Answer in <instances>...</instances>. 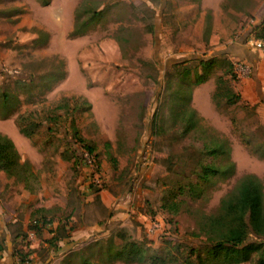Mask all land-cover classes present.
<instances>
[{
    "label": "rangeland",
    "instance_id": "1",
    "mask_svg": "<svg viewBox=\"0 0 264 264\" xmlns=\"http://www.w3.org/2000/svg\"><path fill=\"white\" fill-rule=\"evenodd\" d=\"M78 1L0 0V85L20 98L11 114L0 116V131L13 139L21 161L30 163L21 177L0 170V264H17L14 252L28 248L31 264L44 263L55 245L54 239L46 240L56 233L47 227L28 237L30 214L44 207L52 216H70L69 205L75 207L73 222L97 223L82 249L94 264L104 261L107 238L117 230L140 241L147 253L167 242L204 252L203 236L192 234L196 213L215 211L220 196L246 172L264 182V154L255 150L264 143V118L259 98L251 100L260 90L256 82L245 86L252 65L235 53H264L249 43L256 37L253 26L264 16V0H108L116 2L112 17L71 35ZM218 54L232 67L217 63L203 81L194 82L198 59ZM242 60L249 72L237 71ZM175 62L181 64L173 66ZM184 67L190 68L188 104L200 117L188 133H182L170 107ZM41 74L47 78L40 79ZM29 76L33 81L28 87L16 81ZM231 92L239 97L229 102ZM61 96L71 103L72 97L79 104L87 100L91 106L61 111L49 130L45 115ZM30 109L36 110L38 122L32 136L25 137L15 117ZM72 125L95 143L99 168L92 154L91 162L84 158L85 151L71 136ZM215 141L227 142V158L200 153ZM110 156L116 157L117 169ZM200 159L221 166L232 160L234 167L228 175L213 176L203 193L187 197L178 212L164 208L165 188L179 178L195 179ZM62 192L71 193L66 197ZM149 221L160 228L148 233ZM178 258L185 262L182 255ZM231 264L258 263L253 254Z\"/></svg>",
    "mask_w": 264,
    "mask_h": 264
},
{
    "label": "trees",
    "instance_id": "2",
    "mask_svg": "<svg viewBox=\"0 0 264 264\" xmlns=\"http://www.w3.org/2000/svg\"><path fill=\"white\" fill-rule=\"evenodd\" d=\"M115 7L116 2L114 1L79 0L73 9L74 20L70 34H82L92 24L98 21H106L115 13ZM253 31L256 37L264 38V16L260 22L253 26ZM219 57L221 56L218 54L208 58H199L198 63L200 68L194 71V82L203 81L208 70L217 63H224L226 69L232 67L230 60ZM179 64L181 62H175L173 66ZM52 75L55 76L54 73ZM189 75L190 68L184 67L181 72V79L177 81V87L173 92V103L170 105L174 117L181 122L182 133H188L194 129L200 118L195 108L188 104L191 98ZM40 77V79L47 78L46 75L42 74ZM32 79L31 76L17 77L16 81L17 83H21L22 81V86L28 87L31 81H33ZM218 79L220 82H224L221 76ZM238 97V94L231 92L227 100L229 102L235 101ZM71 99L73 103L69 101V97L61 96L50 106L48 113L45 115L49 130L62 117L61 111H81L84 107L91 106V103L87 100L79 104L75 100V97ZM19 100V97H16L3 85H0V116L4 118L11 114L17 107ZM35 111L32 109L23 110L15 117L18 130L27 137L32 136L36 122H38ZM70 132L74 141L82 146L83 151H87L94 156L95 166L99 168V160L96 159L95 143L87 140L74 125H72V131ZM105 144L109 146L108 140L105 141ZM204 148L205 150H201L200 153L213 157V159L219 155H224L226 158L228 156L229 147L227 142L215 141L210 145L204 146ZM255 150L262 151L264 154V143L259 144ZM62 156L65 155L62 154ZM109 158L112 166L117 169L118 163L116 157L110 156ZM76 160L74 162L77 163L79 161L81 163L79 158ZM197 163L195 179L179 178L165 188L161 196V204L164 208H169L174 213L178 212L185 204L187 197L195 198L203 193V187L211 181L213 176L217 174L228 175L234 167L232 160H229L222 166L215 163V161H205L203 159L197 160ZM29 167V161H21L20 153L13 139L0 131V170L9 176L15 175L21 177L26 175L25 172L29 170ZM52 215L48 208H36L30 214L27 228L40 235L43 226L53 219ZM68 215L69 213L64 215L65 218L60 217L66 219ZM194 218L195 226L192 234L195 237L203 236L201 241L206 243L204 252L198 251V247L189 246L180 248V245L167 242L164 247L147 253L140 241L130 240L126 237L124 231L117 230L107 238V243L103 250L104 261L118 259L127 263L137 261L148 262L150 264H187V262H192L195 257L197 264H231L247 261L253 254H256L257 263L264 264V182L255 173L246 172L239 176L231 189L220 196L215 211L197 212ZM63 227L62 225L57 228L58 230H56L54 237L65 234L66 229ZM250 235H253L255 238L248 240ZM115 238H120V241L117 242ZM3 249L4 244L0 239V251ZM31 250V248L25 251L18 250L14 252V255L20 261H24L28 258ZM178 255H182L185 262L181 263Z\"/></svg>",
    "mask_w": 264,
    "mask_h": 264
},
{
    "label": "crops",
    "instance_id": "3",
    "mask_svg": "<svg viewBox=\"0 0 264 264\" xmlns=\"http://www.w3.org/2000/svg\"><path fill=\"white\" fill-rule=\"evenodd\" d=\"M236 54H241L250 60L252 65L251 79H244L245 86L249 85L251 82H256L258 86V91L256 96L252 95L251 100L257 102L259 98V104L257 105L260 110L261 115L264 118V53L258 50V52L254 53H244L242 50L235 51ZM245 93L250 96L249 89H244ZM86 96L88 92L85 93ZM24 135V134H22ZM27 137L26 135H24ZM22 136V138L24 137ZM24 137V138H25ZM87 187V186H86ZM64 196L70 195L71 192H62ZM77 195L79 192H76ZM81 196V195H78ZM102 197V192H101ZM69 211L72 212V215L68 216L67 219H63L60 216L51 219L50 222L46 223L44 228L48 227V231L50 233H55L57 228L60 226H64L66 229L64 235H58L57 237L48 238L46 242L52 241L50 239H54L55 245L50 248V254L45 258L44 263L39 264H94L92 263L93 259L88 255H83L82 249L85 243H88V236L91 234L94 229L97 227V223H88V222H73L71 218H73V214L75 212V207L73 205H69ZM82 213V212H81ZM82 216V215H81ZM61 218V219H60ZM29 222V219H28ZM28 222L26 225H28ZM28 229V228H27ZM87 235V236H84ZM28 237H36V233L32 230L28 229ZM105 260V259H104ZM119 260L113 261H101V264H111L113 262H118Z\"/></svg>",
    "mask_w": 264,
    "mask_h": 264
},
{
    "label": "built area",
    "instance_id": "4",
    "mask_svg": "<svg viewBox=\"0 0 264 264\" xmlns=\"http://www.w3.org/2000/svg\"><path fill=\"white\" fill-rule=\"evenodd\" d=\"M249 43L251 45H253L254 47H256L257 49H264V38L262 37H255L249 40ZM236 69L239 73H245V72H249L250 67L248 65V63L244 60L239 61L237 63ZM84 152V151H83ZM84 158L88 161L91 162L93 160V157L91 156L90 153H88L87 151H85L83 153ZM160 225L158 222L156 221H149L146 225V229L148 233H154L156 232L159 228ZM17 264H31V260L30 258H27L24 261H19Z\"/></svg>",
    "mask_w": 264,
    "mask_h": 264
}]
</instances>
